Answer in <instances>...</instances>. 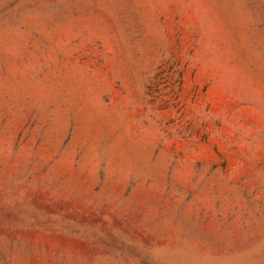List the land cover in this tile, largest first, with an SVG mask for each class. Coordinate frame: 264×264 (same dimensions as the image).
<instances>
[{"label": "rangeland", "instance_id": "374dc122", "mask_svg": "<svg viewBox=\"0 0 264 264\" xmlns=\"http://www.w3.org/2000/svg\"><path fill=\"white\" fill-rule=\"evenodd\" d=\"M0 264H264V0H0Z\"/></svg>", "mask_w": 264, "mask_h": 264}]
</instances>
